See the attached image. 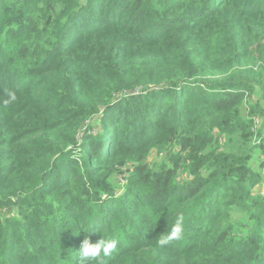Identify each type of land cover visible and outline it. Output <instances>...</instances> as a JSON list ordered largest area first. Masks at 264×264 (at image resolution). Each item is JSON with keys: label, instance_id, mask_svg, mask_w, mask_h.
<instances>
[{"label": "trees", "instance_id": "obj_1", "mask_svg": "<svg viewBox=\"0 0 264 264\" xmlns=\"http://www.w3.org/2000/svg\"><path fill=\"white\" fill-rule=\"evenodd\" d=\"M257 96L264 0H0V264H264Z\"/></svg>", "mask_w": 264, "mask_h": 264}, {"label": "clouds", "instance_id": "obj_2", "mask_svg": "<svg viewBox=\"0 0 264 264\" xmlns=\"http://www.w3.org/2000/svg\"><path fill=\"white\" fill-rule=\"evenodd\" d=\"M16 100V93L14 91H9L4 103L5 105H9ZM84 231L87 232L86 230ZM184 232L185 216L183 213H179L176 215L174 223L171 225L170 229L157 240V245L159 247H165L174 242L180 241L184 237ZM117 244L118 241L116 238L107 235L103 237L100 235L99 239L95 242H92L87 236H85L81 241L79 248L76 250L80 264H105V259L110 258L116 251Z\"/></svg>", "mask_w": 264, "mask_h": 264}, {"label": "rangeland", "instance_id": "obj_3", "mask_svg": "<svg viewBox=\"0 0 264 264\" xmlns=\"http://www.w3.org/2000/svg\"><path fill=\"white\" fill-rule=\"evenodd\" d=\"M255 103L256 104L261 103L262 106H264V97L257 96ZM254 124H255L254 129L259 131V129L261 128V124H260L259 120L255 119ZM93 128L94 127H92V129ZM259 143L262 145V148H264V134H262V136L259 138ZM161 157H162L161 154L160 155L156 154L155 149H151V151L147 157V161L148 162L158 161V160H160ZM252 166L255 170L259 171L261 178H262L261 182L256 187H254L253 190L263 192L264 191V153L263 154L259 153L256 160H254V162L252 163ZM131 168L132 167H131L130 163L125 164L123 166H120L119 172L113 176L112 184L114 186L113 190H114V192H116V194H120L123 191L126 176L129 174ZM180 178H179V180H180ZM1 212L3 215H8L11 213V209H3V210H1Z\"/></svg>", "mask_w": 264, "mask_h": 264}, {"label": "built area", "instance_id": "obj_4", "mask_svg": "<svg viewBox=\"0 0 264 264\" xmlns=\"http://www.w3.org/2000/svg\"><path fill=\"white\" fill-rule=\"evenodd\" d=\"M260 193H264V191L263 192H261V191H259Z\"/></svg>", "mask_w": 264, "mask_h": 264}]
</instances>
